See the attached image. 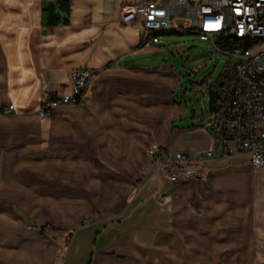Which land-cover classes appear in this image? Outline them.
<instances>
[{"label": "crops", "instance_id": "crops-1", "mask_svg": "<svg viewBox=\"0 0 264 264\" xmlns=\"http://www.w3.org/2000/svg\"><path fill=\"white\" fill-rule=\"evenodd\" d=\"M57 1L0 0V264H264V169L216 154L202 175L211 177L171 185L149 166L152 144L190 159L211 150L220 113L208 104L207 121L187 120L175 70L118 62L140 47L99 54L96 36L112 26L136 29L139 46L140 22L66 0L68 24L46 27L42 11ZM89 59L87 101L39 119L42 101ZM196 188L202 199L189 207Z\"/></svg>", "mask_w": 264, "mask_h": 264}, {"label": "built area", "instance_id": "built-area-1", "mask_svg": "<svg viewBox=\"0 0 264 264\" xmlns=\"http://www.w3.org/2000/svg\"><path fill=\"white\" fill-rule=\"evenodd\" d=\"M119 22H140V48L157 43L163 34H193L228 61V102L214 119L213 148L190 159L152 144L147 149L151 171L161 170L171 185L196 180L216 154L221 159L244 155L252 167L264 169V0H136L122 6ZM92 78L89 69H72L66 91L45 100L38 117L86 102L85 89ZM12 112V105L4 110Z\"/></svg>", "mask_w": 264, "mask_h": 264}, {"label": "rangeland", "instance_id": "rangeland-1", "mask_svg": "<svg viewBox=\"0 0 264 264\" xmlns=\"http://www.w3.org/2000/svg\"><path fill=\"white\" fill-rule=\"evenodd\" d=\"M69 1L75 7L82 8L86 12L85 15L88 14L90 16L93 14L92 12H94L99 14L102 18L108 20L111 12L114 13L112 17L114 18L117 16L118 12L120 11V7L123 4L132 3L136 0ZM89 16L87 17L90 18ZM137 32L138 31L134 28L132 30H119L117 27L112 26L107 34L103 35L99 33V35L96 36V42L100 49H104L99 54L109 60H113L121 56L119 55L121 49L123 51H127L132 50L134 47L139 48L137 45ZM158 41V44H153L148 48H142L137 52L134 51L131 54L121 56L118 59V62L150 68L166 67L175 70L181 76V83L179 89L174 94L173 101L177 103H183V106H185L186 111L189 113L187 120L190 119L192 113L198 120H200L201 114L203 113L204 119L207 121L209 104L208 86H212L220 75H223L225 84L222 87H218V90L219 92H222L225 97L229 96L230 81L226 74L224 75L228 67L227 59L224 57H218L216 52L210 47L208 43L201 42L198 37L193 34H163L158 37ZM92 66V59H89L84 63L85 68H91ZM195 70H198V72L194 73ZM206 81H209V84L203 90L201 89V85ZM43 102H45V100L42 101V103ZM3 114L6 113L3 111ZM11 115L12 113L6 114V116ZM179 122L180 121H177V125L180 126L181 124ZM209 167H211V164H209ZM159 175L161 174L158 172L157 176ZM209 177L211 176H201L199 179H207ZM196 180H194V182H197ZM200 198L201 195L199 190L197 188L194 189L188 200V206H199L202 199ZM88 231H91V227L85 229L81 234H85L84 236L86 237V233ZM65 245L66 244H64V246ZM81 255L83 254L81 253ZM85 259H87V256H85ZM83 262L85 263L86 261L82 260L81 264ZM185 263V261H182L178 264ZM244 263L250 264L252 262H237V264ZM75 264H77V262H75ZM195 264H198V262ZM207 264H225V262L210 261L207 262Z\"/></svg>", "mask_w": 264, "mask_h": 264}, {"label": "trees", "instance_id": "trees-1", "mask_svg": "<svg viewBox=\"0 0 264 264\" xmlns=\"http://www.w3.org/2000/svg\"><path fill=\"white\" fill-rule=\"evenodd\" d=\"M43 15L45 16V25L46 27H56L59 25H67L68 20L64 17H60L59 13H63L64 15H68L69 13V4L66 0H60L55 2L54 4L48 5L45 9H43ZM216 44H219L218 41H216ZM220 82L218 87H222L221 83L225 84V79H223V75L219 76ZM209 107L213 109L217 114L220 113L221 109L227 104L228 97H225V95L222 92L218 93H210L209 92ZM219 103V105H218Z\"/></svg>", "mask_w": 264, "mask_h": 264}]
</instances>
